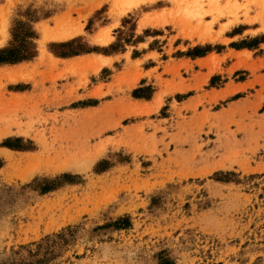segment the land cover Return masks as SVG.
Listing matches in <instances>:
<instances>
[{
  "label": "rangeland",
  "instance_id": "1",
  "mask_svg": "<svg viewBox=\"0 0 264 264\" xmlns=\"http://www.w3.org/2000/svg\"><path fill=\"white\" fill-rule=\"evenodd\" d=\"M27 31L0 264H264V0H0V50Z\"/></svg>",
  "mask_w": 264,
  "mask_h": 264
},
{
  "label": "trees",
  "instance_id": "2",
  "mask_svg": "<svg viewBox=\"0 0 264 264\" xmlns=\"http://www.w3.org/2000/svg\"><path fill=\"white\" fill-rule=\"evenodd\" d=\"M35 37V32L34 31H27V33L23 34L22 38H21V43L16 47V48H6L3 50H0V64L1 63H7V62H18V61H22L25 59H30L32 58L35 54H36V45L33 42V38ZM62 46L68 45V44H61ZM85 49H79L77 51H83ZM77 51H69V52H61V55H68V54H72L75 53ZM45 191V189H44ZM46 244H39L37 245L36 249H32L29 250V255H37L40 251L41 248H43ZM50 247V246H49ZM44 260H46L45 257H43V259L37 258L34 259L30 262H27L26 264H40L42 263ZM163 264H169L167 262V259H165V261L163 262Z\"/></svg>",
  "mask_w": 264,
  "mask_h": 264
},
{
  "label": "bare ground",
  "instance_id": "3",
  "mask_svg": "<svg viewBox=\"0 0 264 264\" xmlns=\"http://www.w3.org/2000/svg\"><path fill=\"white\" fill-rule=\"evenodd\" d=\"M120 1H123V0H120ZM127 10V9H126ZM52 38H54V39H59V38H62V35L61 34H53L52 35ZM67 38V37H66ZM45 43V42H44ZM36 168V167H35ZM34 168V169H35ZM29 172V171H28Z\"/></svg>",
  "mask_w": 264,
  "mask_h": 264
}]
</instances>
